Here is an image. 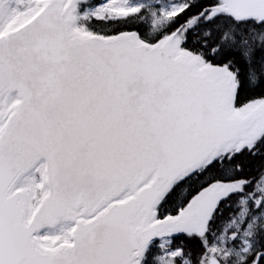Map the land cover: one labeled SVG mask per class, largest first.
<instances>
[{
    "label": "snow or ice",
    "instance_id": "1",
    "mask_svg": "<svg viewBox=\"0 0 264 264\" xmlns=\"http://www.w3.org/2000/svg\"><path fill=\"white\" fill-rule=\"evenodd\" d=\"M0 264H264V0H0Z\"/></svg>",
    "mask_w": 264,
    "mask_h": 264
}]
</instances>
